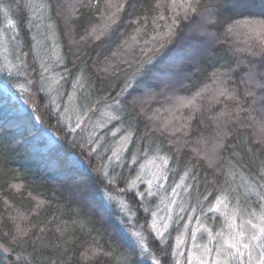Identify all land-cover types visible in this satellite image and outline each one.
<instances>
[{
	"label": "trees",
	"instance_id": "obj_1",
	"mask_svg": "<svg viewBox=\"0 0 264 264\" xmlns=\"http://www.w3.org/2000/svg\"><path fill=\"white\" fill-rule=\"evenodd\" d=\"M33 2L24 11L15 10L11 0H0V264H150L126 233L138 227L131 229L128 216L122 218L114 202L108 207L103 201L113 190L138 226L160 213L162 195L169 198L174 190L182 202L180 214L197 209L200 224L211 233L223 227L221 215L210 211L218 200L238 213L239 221L264 214V145L256 140L254 127L235 123L214 169L191 148L178 147L170 131H154L152 120L163 118L136 102L146 92L170 90L176 79L179 93L190 96L214 74L233 69L237 57L228 42L213 44L207 53L190 59L181 56L175 74L166 64L159 68L145 66L141 59L118 62L115 57L117 42L132 28L127 19L142 27L148 18L151 24L154 0H135L132 9L127 4L121 22L99 41L86 34L97 20V0H87L77 11L72 40L66 37L55 0ZM3 7L14 24L10 29L4 25ZM39 9L51 22L55 66L43 24L36 20ZM199 9L212 12L210 29L217 36L245 20L264 22V0H201ZM177 32L184 34V27ZM32 90L40 103L49 101L55 121L18 101ZM87 115L96 127L104 126L86 145L90 155L80 149V130L72 131L78 117ZM113 157H118L116 164ZM148 161L165 163L159 178L164 184L158 182L155 195L148 194L142 179L135 181L137 169ZM172 234L161 254L156 244L151 246L155 259L169 255Z\"/></svg>",
	"mask_w": 264,
	"mask_h": 264
},
{
	"label": "rangeland",
	"instance_id": "obj_2",
	"mask_svg": "<svg viewBox=\"0 0 264 264\" xmlns=\"http://www.w3.org/2000/svg\"><path fill=\"white\" fill-rule=\"evenodd\" d=\"M11 1L15 10L21 7L26 11V7L30 5V0ZM33 1L36 5L38 4V0ZM86 1L55 0L57 14L65 27L66 37L68 35L67 38L69 40L74 38V35L73 37L69 36L73 30L72 22L76 18L77 11ZM128 2L131 3L132 1L100 0L98 2L99 12L97 20L86 32L87 36L98 41L100 39H107L110 32H113L114 28L121 22ZM200 2L201 0H192L195 7V12H193L188 7L187 0H154L155 12L151 16V20H153L151 24L147 23L148 18L143 19L142 27L141 24L137 23L136 19H127L126 22L131 24L132 28L129 29L127 35L123 33L117 42L120 50L116 52L115 57H117L118 62L128 60L130 62V60L134 61L133 59L139 61L141 59L142 62H145V66L157 65L159 68H163L166 64L165 66L170 69L173 68L176 74L177 67L179 66L178 63L182 60L181 56H187L190 59L194 55L207 53L213 44L224 43L223 41L228 42V44H224L230 46L232 53L237 57L233 69L225 73L214 74L209 84L203 86L196 93L190 96L181 95L176 87L178 81L176 79L173 85L168 86L170 90H163L159 93L153 92L152 94L146 92L136 99V102L140 103V106H143L142 109L148 114L150 113L157 119H164H162L163 121L152 120L154 121L152 124L154 131L157 132L165 129L170 131L167 133L175 137V143L178 147L191 148L193 155L216 169L219 161L221 162L220 157L224 145L231 135L229 130L235 127V123L254 127L256 129L254 132L256 133V140L264 145V132L261 131L260 114L256 111L259 105H253L251 103L252 97L246 96V92L250 86L245 83L248 79L249 70L255 69L259 72L261 67L260 62L264 60V56L253 55V53L264 52V32L258 34L250 27H239L235 31H228L217 36L218 34H213L210 29V25L214 22L213 14L212 12L201 11L199 9ZM117 5L122 6L119 11H116ZM1 9L5 27L7 29L14 27L8 10L5 7ZM113 12H116V16L114 17L116 23L112 24L105 34L100 35V30L105 24L107 17L111 16ZM155 15L156 18H154ZM36 20L43 24V30L47 34L45 37L50 48L49 57L51 58V55H54L55 60L52 62L53 66H55V63H57L56 54L52 51L56 52V46H54L55 41L50 31L51 22L45 21L43 16H40V9ZM244 22H251L254 25L264 24L260 20H245L238 25ZM108 23L111 22L108 21ZM182 26L184 27V34L179 35L177 29ZM149 27L153 31L149 32ZM170 32L172 34L169 36L168 33ZM185 44L187 45L185 46L184 53L181 48ZM50 65L46 68L49 71L52 68ZM106 67H104V71L108 72L109 69ZM28 80L29 86H34L31 77ZM221 89L226 90L228 94H235L237 100H229L226 95L219 96ZM48 90L51 91V87H48ZM256 94L259 95V92L257 91ZM242 96L245 97L243 100H247V103H243L240 100ZM18 101L30 112H39L42 116L52 118L55 121L49 113V101H45L44 104L41 102V105L38 92L35 90L22 93L18 97ZM189 101H191L190 104ZM182 103L189 104V106L183 107ZM149 104H152V107L148 108ZM238 108L239 118H237ZM91 116H79V123L72 129L73 132L78 129L80 130L81 136H79L78 141L82 145L80 149L86 151L89 155L90 151H88L86 145L92 142L93 135H97L104 127L101 123L100 126L96 127L95 123L91 121ZM66 120L71 121V118L66 116ZM169 123L171 127H168ZM41 125L44 126L43 123ZM198 127H203V129H197ZM209 130L211 131L209 132ZM51 136L54 138L53 135ZM95 145L93 143L92 146L95 148ZM111 160L113 164H116L115 161L118 160V157H113ZM164 164L148 161L143 165L141 163L137 169L135 181L138 178L142 179V182L147 186L148 194L154 193V189H156L159 181L164 184L163 181L159 180L161 170H163V166L165 167ZM179 188L180 185L178 186ZM162 191H160V195ZM157 193L155 192L153 195ZM109 194L110 196H102L103 201L108 207L110 203L114 202L122 214L121 217L125 218L128 216V218L126 217L127 224L129 227L131 226V229L138 227V229L126 233L132 238L138 249H140V255L144 257L145 261H149L150 264H156L157 261H159V264H200L201 260H208L209 264H211V260L215 258V253L219 250V246L224 240L230 239L238 231L244 232L245 237L250 236L252 230L247 221L251 220L253 224L259 223L258 218L255 220L251 218H248V220L241 219L239 221L238 213L233 209L231 211L227 210L224 203L218 200L215 209H219L217 213L223 218V227L211 233V237H209L208 232L210 229L204 228L200 224L202 220L197 209H189L186 212L182 211L180 214L182 202L181 199L176 197L179 196L178 190H174L169 198L162 195V199L159 201L160 213L152 215L146 226H138L134 224V217L128 212L129 210L124 200L116 196V190L111 191ZM138 194L142 197L140 192ZM176 200L178 203H176ZM222 213L227 214V219ZM233 214H235L234 220L232 219ZM154 222L155 229L153 228ZM173 222H175L174 225L172 224ZM232 223H235V228L230 227ZM171 230H173V237L170 241L169 255L160 257L159 260L155 259L151 253V246L156 244L158 246V253L161 254L164 249V243L167 241L168 233ZM158 231L162 233V236L157 235ZM193 234L196 237L195 241L191 239ZM251 243L253 247L249 249L250 257L246 253L243 264H249V260L250 264H260L261 261H264V249L255 247L258 243L256 241H252ZM208 248L213 249L211 258L206 255V249ZM231 264H240V261L233 259L231 260Z\"/></svg>",
	"mask_w": 264,
	"mask_h": 264
},
{
	"label": "snow or ice",
	"instance_id": "obj_3",
	"mask_svg": "<svg viewBox=\"0 0 264 264\" xmlns=\"http://www.w3.org/2000/svg\"><path fill=\"white\" fill-rule=\"evenodd\" d=\"M98 2V0H97ZM188 7L195 12V7L193 6L192 0H187ZM111 6V5H110ZM122 6L117 5L116 11H119ZM129 9H132L135 7V0H132L131 3H128ZM116 16V12H113L111 16L107 17L105 24L100 30V35L105 34L110 28L112 24H115L116 21L114 17ZM110 21L111 23H108ZM239 27H250L253 31H256L258 34L260 32H264V24L254 25L251 22H244L241 25H236L233 28H230L229 31H235ZM172 33H168L170 36ZM99 38V37H97ZM253 55H261L264 56V52L261 53H253ZM261 67L259 72H257L255 69H250L248 73V79L245 81L246 84H248L250 87L246 92V96L252 97L251 103L253 105H259V107L256 109V111L260 114V121H261V131L264 132V60H261ZM257 91L259 92V95H257ZM227 96V99L229 100H237V97L235 94H228L226 90L221 89L219 91V96ZM132 97L129 96L128 100H125L124 103H127L129 100H131ZM191 101H189V104ZM189 104L182 103L183 107H188ZM237 118H239V108L237 109ZM222 202V201H221ZM219 209L210 208V211H218ZM226 216L227 214L222 213ZM232 219H235V214H233ZM259 223L253 224L251 220L247 221V223L251 226V235L245 237L244 232L238 231L234 236H232L230 239H226L223 241V243L220 244L219 250L215 253V258L211 260V264H231V260L235 259L240 261V264H243L244 259L246 257V253H249L250 247H253L252 241L258 242L255 247H259L264 249V214H262L260 217H258ZM230 227L235 228V223L230 224ZM153 228L155 229V222L153 223ZM208 231V230H206ZM157 235H161V232H157ZM209 237H211V232H208ZM192 241H195L196 237L195 234L192 235ZM211 242V241H210ZM243 249V250H242ZM213 249L208 248L206 249V255L208 257H212ZM156 264H159V261L156 262ZM200 264H209L208 260H201ZM250 264V260H249ZM260 264H264V261H261Z\"/></svg>",
	"mask_w": 264,
	"mask_h": 264
}]
</instances>
